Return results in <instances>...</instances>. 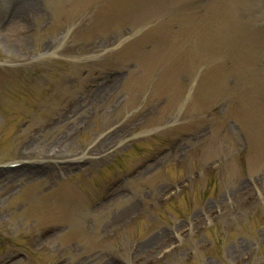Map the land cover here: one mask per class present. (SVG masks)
I'll return each instance as SVG.
<instances>
[{"label": "rangeland", "instance_id": "obj_1", "mask_svg": "<svg viewBox=\"0 0 264 264\" xmlns=\"http://www.w3.org/2000/svg\"><path fill=\"white\" fill-rule=\"evenodd\" d=\"M0 264H264V0H0Z\"/></svg>", "mask_w": 264, "mask_h": 264}, {"label": "bare ground", "instance_id": "obj_2", "mask_svg": "<svg viewBox=\"0 0 264 264\" xmlns=\"http://www.w3.org/2000/svg\"><path fill=\"white\" fill-rule=\"evenodd\" d=\"M254 76L256 77V74L254 73Z\"/></svg>", "mask_w": 264, "mask_h": 264}]
</instances>
